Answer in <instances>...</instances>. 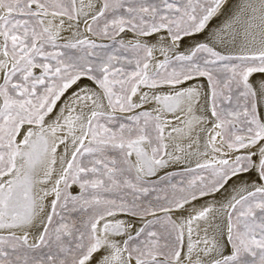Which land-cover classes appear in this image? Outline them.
Returning a JSON list of instances; mask_svg holds the SVG:
<instances>
[{"label": "snow or ice", "instance_id": "obj_1", "mask_svg": "<svg viewBox=\"0 0 264 264\" xmlns=\"http://www.w3.org/2000/svg\"><path fill=\"white\" fill-rule=\"evenodd\" d=\"M0 264H264V0H0Z\"/></svg>", "mask_w": 264, "mask_h": 264}, {"label": "bare ground", "instance_id": "obj_2", "mask_svg": "<svg viewBox=\"0 0 264 264\" xmlns=\"http://www.w3.org/2000/svg\"><path fill=\"white\" fill-rule=\"evenodd\" d=\"M220 22H221L220 20H213V22H212L213 27H215ZM85 83H87V81H85ZM191 83H199L201 86H206V81H204V80H200L198 82H191ZM175 170H177V169L176 168L169 169V171H175ZM199 203L202 204V203H204V201L201 200Z\"/></svg>", "mask_w": 264, "mask_h": 264}]
</instances>
